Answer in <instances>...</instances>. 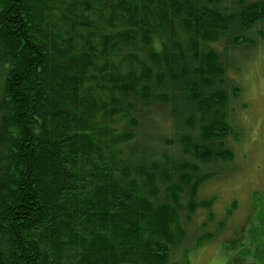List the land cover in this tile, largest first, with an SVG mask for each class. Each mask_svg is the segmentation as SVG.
Masks as SVG:
<instances>
[{
  "label": "trees",
  "instance_id": "trees-1",
  "mask_svg": "<svg viewBox=\"0 0 264 264\" xmlns=\"http://www.w3.org/2000/svg\"><path fill=\"white\" fill-rule=\"evenodd\" d=\"M258 30L264 0H0V264L191 250L185 226L215 202L198 200L217 177L202 168L239 140L217 46L253 47ZM156 108L177 160L140 132Z\"/></svg>",
  "mask_w": 264,
  "mask_h": 264
},
{
  "label": "rangeland",
  "instance_id": "rangeland-1",
  "mask_svg": "<svg viewBox=\"0 0 264 264\" xmlns=\"http://www.w3.org/2000/svg\"><path fill=\"white\" fill-rule=\"evenodd\" d=\"M258 34H252L253 47L247 44L226 51L217 46L227 66V109L239 140H226L234 156L230 163L202 168L217 177L202 187L198 200L215 202L210 210H199L185 226L184 247L191 250L177 251L169 264H264V39ZM149 113L143 122L139 118L140 132L150 133L149 145L156 152L176 159L181 154L178 144L168 142L179 132L169 110L156 108ZM204 236L214 239L196 248ZM242 243L246 256L239 252Z\"/></svg>",
  "mask_w": 264,
  "mask_h": 264
}]
</instances>
